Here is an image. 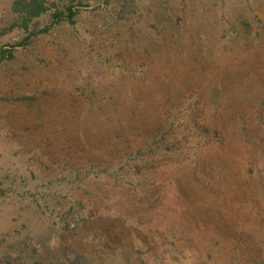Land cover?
I'll return each mask as SVG.
<instances>
[{"label":"rangeland","instance_id":"rangeland-1","mask_svg":"<svg viewBox=\"0 0 264 264\" xmlns=\"http://www.w3.org/2000/svg\"><path fill=\"white\" fill-rule=\"evenodd\" d=\"M32 1L0 0V264H264V0Z\"/></svg>","mask_w":264,"mask_h":264},{"label":"trees","instance_id":"trees-1","mask_svg":"<svg viewBox=\"0 0 264 264\" xmlns=\"http://www.w3.org/2000/svg\"><path fill=\"white\" fill-rule=\"evenodd\" d=\"M31 5L33 6L28 13L30 14L31 18H34L36 16H39L40 14H42V12H44L45 8L43 5H41L39 2H37V0H33L31 2ZM77 12V8H75V6H71L68 5L66 6L65 10H57L55 11V13L53 14L55 20L53 21V23H55L56 21H61L63 19H67L70 21V23L74 22V16L76 15ZM49 29V26H46L45 28H43L41 31L42 32H46ZM28 38H26L22 44H26L28 42ZM13 54L11 49H2L0 51V60L3 58H12Z\"/></svg>","mask_w":264,"mask_h":264}]
</instances>
